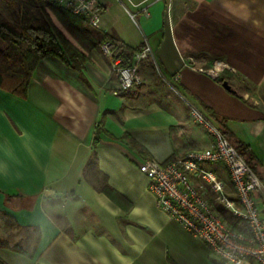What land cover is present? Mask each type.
Wrapping results in <instances>:
<instances>
[{
  "label": "crops",
  "instance_id": "obj_1",
  "mask_svg": "<svg viewBox=\"0 0 264 264\" xmlns=\"http://www.w3.org/2000/svg\"><path fill=\"white\" fill-rule=\"evenodd\" d=\"M95 1L102 7L100 31L132 47L148 46L152 57L138 62L141 83L134 91L118 88L115 61L101 49L91 51L82 73L43 57L25 97L0 87V219L15 221L21 233L16 242L25 251L0 248V259L226 264L157 206L143 160L123 135L158 162L210 147L187 101L222 121L230 142L246 148L264 179V0ZM214 62L224 65L217 78L205 72ZM146 91L151 97L145 101L140 95ZM92 155L110 194L86 171ZM204 167L234 200L226 168ZM190 180L220 215L231 217L206 182L194 175ZM255 198L264 214V186Z\"/></svg>",
  "mask_w": 264,
  "mask_h": 264
},
{
  "label": "built area",
  "instance_id": "obj_2",
  "mask_svg": "<svg viewBox=\"0 0 264 264\" xmlns=\"http://www.w3.org/2000/svg\"><path fill=\"white\" fill-rule=\"evenodd\" d=\"M51 1L82 15L90 25L98 27L102 7L95 0ZM108 47L109 44L105 43L101 50L110 55ZM150 57L151 50L146 46L135 53L134 65L130 67H122L120 60L115 61L120 90L127 91L141 83L137 64ZM223 69L222 62H214L205 72L217 78ZM186 103L191 121L208 135L211 146L189 151L168 163L143 160L141 165L147 178L148 192L163 212L210 246L213 254L224 263L243 264L252 260L264 264V214L255 198V193L264 185L217 123L200 108ZM207 164H221L226 168L234 200L225 195L224 182L205 169ZM191 175L206 182L214 199L245 227L237 228L224 220L191 182Z\"/></svg>",
  "mask_w": 264,
  "mask_h": 264
},
{
  "label": "trees",
  "instance_id": "obj_3",
  "mask_svg": "<svg viewBox=\"0 0 264 264\" xmlns=\"http://www.w3.org/2000/svg\"><path fill=\"white\" fill-rule=\"evenodd\" d=\"M0 3V87L19 97H25L30 77L43 57L57 58L82 73L91 51L101 49L105 43L109 44L111 60H120L122 67L134 65L135 53L144 47H132L113 38L90 25L82 15L74 14L51 0H0ZM13 6L16 11L11 22L5 18L3 12ZM218 81L222 83L224 80L220 78ZM237 94L240 95L239 92ZM213 120L227 136L222 121L217 118ZM123 139L137 150L142 160L152 159L128 134H124ZM233 145L255 172L245 156L246 148L240 144ZM172 160L169 158L163 163ZM86 171L101 182V191L111 193L112 190L106 185V177L97 169L94 155L88 159ZM259 179L264 181L260 177ZM6 218L18 228L12 218ZM0 248L25 253L21 245H11L1 239ZM0 264L5 263L0 259Z\"/></svg>",
  "mask_w": 264,
  "mask_h": 264
},
{
  "label": "rangeland",
  "instance_id": "obj_4",
  "mask_svg": "<svg viewBox=\"0 0 264 264\" xmlns=\"http://www.w3.org/2000/svg\"><path fill=\"white\" fill-rule=\"evenodd\" d=\"M0 4H2V3H0ZM2 9L3 8H1V10ZM4 11L5 12H3V13L5 15V18L8 21L13 22V18L15 16V11H16L15 7L14 6L10 7V9H5ZM144 86H145V88L147 90V86L143 85L142 87L144 88ZM132 91H134V88H132ZM147 95H148V93L146 91V93H143L142 95H140L141 99H144L146 101L148 96H149V95L148 96ZM149 97H151V96H149ZM229 214L231 216L230 218H226V217L224 218L222 215L221 216L223 217L224 220H226L227 222L232 224V226H234V227L242 228V229L245 227L244 226L245 224L241 220H239L238 218H235L234 216H232L230 212H229ZM18 234L21 235V233H18V228L13 226L11 224V222H9L7 220V218L5 216H3V218L0 219V239L1 240H6L11 245H13V244L22 245L21 243L16 242V240L20 236ZM31 236H33V234H31Z\"/></svg>",
  "mask_w": 264,
  "mask_h": 264
},
{
  "label": "water",
  "instance_id": "obj_5",
  "mask_svg": "<svg viewBox=\"0 0 264 264\" xmlns=\"http://www.w3.org/2000/svg\"><path fill=\"white\" fill-rule=\"evenodd\" d=\"M222 86L224 87V89H226L228 92L232 93V94H236V91L230 86V84L227 81H222Z\"/></svg>",
  "mask_w": 264,
  "mask_h": 264
},
{
  "label": "snow or ice",
  "instance_id": "obj_6",
  "mask_svg": "<svg viewBox=\"0 0 264 264\" xmlns=\"http://www.w3.org/2000/svg\"><path fill=\"white\" fill-rule=\"evenodd\" d=\"M28 138L26 137V140ZM2 149H0V159H2ZM5 180V175H4V171H3V168L0 167V184H2V182Z\"/></svg>",
  "mask_w": 264,
  "mask_h": 264
}]
</instances>
